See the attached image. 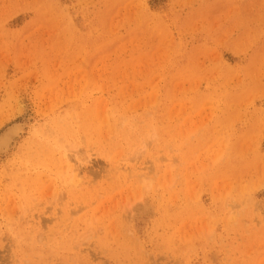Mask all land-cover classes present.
Wrapping results in <instances>:
<instances>
[{
  "label": "rangeland",
  "instance_id": "rangeland-1",
  "mask_svg": "<svg viewBox=\"0 0 264 264\" xmlns=\"http://www.w3.org/2000/svg\"><path fill=\"white\" fill-rule=\"evenodd\" d=\"M13 126L0 264H264V0H0Z\"/></svg>",
  "mask_w": 264,
  "mask_h": 264
},
{
  "label": "bare ground",
  "instance_id": "bare-ground-1",
  "mask_svg": "<svg viewBox=\"0 0 264 264\" xmlns=\"http://www.w3.org/2000/svg\"><path fill=\"white\" fill-rule=\"evenodd\" d=\"M96 125V124H95ZM94 125V126H95ZM16 126V125H15ZM97 126V125H96ZM90 127V126H89ZM100 127V126H99ZM18 127H10V129L8 130H6L5 131V133H3L1 136H0V149L1 148H6V147H8L7 145H8V141H9V139H10V137L12 136V134H14V132H15V130L17 129ZM96 128V127H95ZM12 140V139H11ZM73 169V168H72ZM70 170H71V168H70ZM72 171H74V170H72ZM69 181V180H68Z\"/></svg>",
  "mask_w": 264,
  "mask_h": 264
}]
</instances>
